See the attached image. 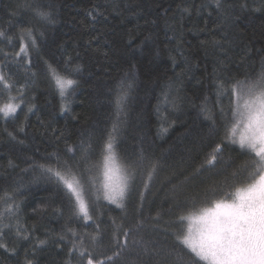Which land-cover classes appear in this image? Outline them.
Returning a JSON list of instances; mask_svg holds the SVG:
<instances>
[{
    "label": "trees",
    "instance_id": "obj_1",
    "mask_svg": "<svg viewBox=\"0 0 264 264\" xmlns=\"http://www.w3.org/2000/svg\"><path fill=\"white\" fill-rule=\"evenodd\" d=\"M221 4L217 9L213 0H0V71L12 85L8 91L0 84V105L9 96L20 104L14 115L0 113V195L12 194L8 204L16 211L4 216L11 228L0 237L7 245L0 247V264H80L78 254L69 256L74 238L67 230L96 235L97 225L102 239L84 238L94 259L113 255L119 226L121 238L124 228L133 231L112 264H208L176 239L181 226L184 233L187 228L179 218L211 206L234 191V180L238 186L244 179L232 176L249 158L238 144L224 142L215 165H204L224 139L229 113V96L217 98V82L227 88L232 79L255 75L264 59V0ZM36 10L50 13V20ZM24 43L27 55L20 52ZM49 64L76 81L64 98ZM122 95L126 99L118 106ZM110 135L119 160L136 168L123 207L99 190ZM53 153L78 176L83 173L86 188L89 178L95 180L85 194L91 220L78 214L55 177L37 167L63 171ZM17 221L28 240L17 236ZM40 240L47 243L37 246Z\"/></svg>",
    "mask_w": 264,
    "mask_h": 264
},
{
    "label": "snow or ice",
    "instance_id": "obj_2",
    "mask_svg": "<svg viewBox=\"0 0 264 264\" xmlns=\"http://www.w3.org/2000/svg\"><path fill=\"white\" fill-rule=\"evenodd\" d=\"M213 3L217 9L222 8L221 0H213ZM182 11L188 12L189 9L184 8ZM36 14L42 20H50V13L36 10ZM4 36L5 33L0 31V37ZM27 36L34 45L35 36L32 35L30 29L27 30ZM19 39L24 41V35H21ZM215 43L220 46L219 42ZM27 50L28 44H22L20 52L27 55ZM47 71L59 90L60 96L66 97L68 90L76 84V81L61 74L57 68L50 64ZM64 71L69 72L70 70L65 66ZM0 84H3L4 90L10 91L12 88L2 72H0ZM217 89V98L222 94L229 96V113L223 121L224 139L215 145L204 165H215L217 154L223 152L224 142L238 144L241 149L248 150L249 158L238 166L232 176L239 177L244 174V179L240 181L238 186L234 180L230 186L234 188V191H225L222 198L211 201V206L200 207L194 213L181 216L179 219L181 221L188 220L189 225L186 233L181 226L176 233V239L186 245L195 254V257L207 261L208 264H264V59L261 60L260 70L255 75L248 73L244 79H232L227 88L222 81L217 82ZM232 96H235L234 103ZM17 99L18 97L9 96V102L0 105V113H3L4 117L16 113L20 107V104L15 102ZM19 99L22 102V96ZM124 99H126V95L118 98L117 105L119 106ZM28 111L31 112L32 108L30 107ZM202 111L207 112L208 109L203 107ZM220 112L222 116L226 115L223 108L220 109ZM19 131L23 132V127ZM113 131H116L115 126ZM9 135L12 134L9 133ZM113 140V136L110 135L105 144L99 190L102 191L104 199L123 207L121 201L126 194L131 192L136 168L131 163H122L119 160ZM51 155L55 157L56 164L63 171L44 164H39L37 167L44 173L55 177L58 183L67 190L78 214L85 220H91L92 216L89 214V205L85 199V194L89 188L95 187V180L89 178L86 188L85 183H82L83 173L78 176L73 171L74 166L72 164L61 161L55 153ZM84 159L86 160L87 156ZM140 159L143 160V156ZM154 170L155 164H153ZM150 178L151 173H149ZM9 200H14L12 194L4 192L3 195H0V205H4L3 210L0 211V237H3L6 228H11L10 224H4L5 214L10 216L16 214L13 206L8 204ZM142 224L143 221H139L136 227L139 228ZM67 231L74 238L71 242L72 247L69 249V256L73 253L78 254L81 258L80 264H112L113 260L119 258L121 251L127 246L128 237L133 229L131 227L124 228L121 238L118 234L121 228L118 226L112 237L114 242L113 255L96 259L84 247V238L85 235H90L94 243L102 239L99 236V225H97L96 235H78L71 228ZM26 233L27 229L20 226L17 221V236L23 240H28L29 235ZM60 239L63 241L64 238L61 237ZM46 243L47 241L40 240L37 246ZM0 247L6 248L7 245L0 244ZM25 264H33V261L26 259ZM67 264H71V260Z\"/></svg>",
    "mask_w": 264,
    "mask_h": 264
},
{
    "label": "rangeland",
    "instance_id": "obj_3",
    "mask_svg": "<svg viewBox=\"0 0 264 264\" xmlns=\"http://www.w3.org/2000/svg\"><path fill=\"white\" fill-rule=\"evenodd\" d=\"M1 72V71H0ZM102 173V172H101ZM102 179V175H100V180ZM197 211V210H196ZM196 211H193V212H190V213H194V212H196ZM188 225H189V221L187 220V227H188ZM187 232V228H186V230H185V233ZM207 262V261H206ZM208 263V262H207Z\"/></svg>",
    "mask_w": 264,
    "mask_h": 264
}]
</instances>
